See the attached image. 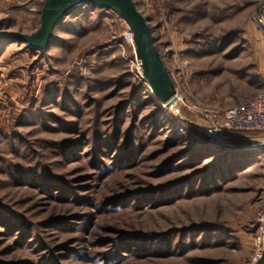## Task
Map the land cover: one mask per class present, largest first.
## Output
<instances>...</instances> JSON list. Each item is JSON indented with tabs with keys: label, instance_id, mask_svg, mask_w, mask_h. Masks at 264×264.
<instances>
[{
	"label": "rangeland",
	"instance_id": "374dc122",
	"mask_svg": "<svg viewBox=\"0 0 264 264\" xmlns=\"http://www.w3.org/2000/svg\"><path fill=\"white\" fill-rule=\"evenodd\" d=\"M46 1L0 0L2 29L36 33ZM132 1L179 92L173 110L154 96L129 26L110 10H75L46 51L0 40V264H264V132L240 145L231 131L214 134L196 109L231 108L263 88L255 19L264 0ZM185 125L205 127L209 144L227 152L247 146L250 164L224 170L208 193L153 206L136 199L160 196L197 168L181 160L160 170L188 138L200 139ZM129 142L139 148L133 165L116 171ZM94 146L104 174L92 167ZM34 177L77 193L62 197Z\"/></svg>",
	"mask_w": 264,
	"mask_h": 264
},
{
	"label": "trees",
	"instance_id": "16d2710c",
	"mask_svg": "<svg viewBox=\"0 0 264 264\" xmlns=\"http://www.w3.org/2000/svg\"><path fill=\"white\" fill-rule=\"evenodd\" d=\"M83 6H90V5H83ZM80 6V7H83ZM80 7L74 9L73 11L70 12L73 13L75 10L79 9ZM94 7V6H93ZM69 14V15H70ZM68 15V16H69ZM63 21V20H62ZM61 21V22H62ZM60 22V23H61ZM59 23V24H60ZM58 24V25H59ZM161 110V109H160ZM161 113L158 112L157 118H159L158 116H160ZM155 120V119H154ZM156 124V123H155ZM154 127V126H153ZM186 131H190V133L194 134V136L199 137L200 139L196 140V139H190L187 136V146L184 150H182L181 153H179L178 155L174 156L171 160L167 161L162 167H160V170H166V168H169L170 166H172L173 164L180 162L181 160H186V162H189L188 165L191 169H193L194 167H197L196 169H194L192 171V173L190 175L185 176L184 178L175 181L169 185H167V187L165 186L164 188H160L158 189V195H156L157 197H155V195H153L154 197H152L151 195V191L149 193H139L136 195H141L140 197H135L136 199H140L144 202H151V204L149 206H153V205H158L161 202L162 203H166L167 201H174L175 200V195H178V197L182 194L181 192H184L187 196L189 195H194L197 193H208L212 190V188H216L215 183L219 175H221L223 173V171L225 170H229L232 173H235L236 170L243 168L245 166H247L248 164H250L249 161H247L249 159V157H247V154L251 153V150H247V146H233L231 149H229L230 152H240L238 155L237 154H233L230 155L227 151H225L224 148L221 147H217L213 144H209V135L208 133L199 130V128L196 127H192L190 125H185ZM233 133L236 134V140L237 142L240 143V145H244L247 140L249 138H254L253 136L256 133H260V132H246V131H231ZM130 139V138H129ZM168 140V139H167ZM184 140H182L183 142ZM170 142V140H169ZM175 143V141H173ZM70 143L72 145H75L76 142H72L70 141ZM171 143V142H170ZM184 143V142H183ZM129 144V148L126 149V152L122 151L121 154L118 157V161L114 164L113 163V169H115L116 171H122V169H124L128 164L129 165H133V162L131 163L133 157H135V155H137V150L139 148H135L130 144ZM185 144V143H184ZM111 142L108 143V148H111ZM93 158H92V167L95 168L96 170L101 171L100 174H104L105 172H107L108 167L106 168L105 165L99 167V158H98V153L100 154L101 151L99 150V146H94L93 148ZM218 152V154H216L215 156H213V153ZM222 153H225V157L224 154L222 156ZM227 154V155H226ZM72 155V154H71ZM70 155V159H73L74 157H71ZM226 156H232L233 160L232 163L228 164L226 162ZM205 158H212L213 163L209 164V163H205L202 162L203 160H205ZM239 158V160H241L240 162H236L235 160ZM188 160V161H187ZM201 160V161H200ZM238 160V159H237ZM123 162V164H122ZM193 162H196L195 164ZM220 177V176H219ZM33 180H31V183H34L36 186L40 185V187H44V184L42 182H46L47 185L45 186L46 188H59L61 191V196L63 197V193L66 192V190H70L71 195H75L77 193V191L75 189H71L68 185H64L63 183H59L57 186H54L51 179H47V181H43V179L38 180L37 177L32 178ZM21 180H23L25 183H29L27 178L23 179L21 178ZM199 182V183H198ZM45 183V184H46ZM68 186V187H67ZM44 187V189H46ZM174 196V197H173ZM134 199V200H136ZM162 200V201H161ZM135 202H138V200H136ZM117 203V200H114L113 203H111V205ZM126 201H118V206H121L122 204H125ZM133 206V205H132ZM60 221V219H59ZM14 226V225H10ZM27 237V235L24 234V236H22L20 239L21 242H23L25 240V238ZM119 244H117L115 246V248L112 251V255L109 259L111 258H116L118 252H119ZM40 246V244H38V247ZM41 247V246H40ZM145 247H143L144 250ZM142 250V251H143Z\"/></svg>",
	"mask_w": 264,
	"mask_h": 264
},
{
	"label": "water",
	"instance_id": "95a60500",
	"mask_svg": "<svg viewBox=\"0 0 264 264\" xmlns=\"http://www.w3.org/2000/svg\"><path fill=\"white\" fill-rule=\"evenodd\" d=\"M83 5L110 10L127 23L133 34L136 56L141 62L143 77L163 107L173 110L177 103L175 84L156 47L151 28L132 0H47L41 13V28L36 33L32 35L9 33L2 29L0 22V40L17 41L28 44L32 50L46 51L51 46L58 24L71 11ZM194 126L206 130L205 127Z\"/></svg>",
	"mask_w": 264,
	"mask_h": 264
},
{
	"label": "built area",
	"instance_id": "2783aa9c",
	"mask_svg": "<svg viewBox=\"0 0 264 264\" xmlns=\"http://www.w3.org/2000/svg\"><path fill=\"white\" fill-rule=\"evenodd\" d=\"M255 21L263 27L264 36V16L260 15ZM176 99L180 100L178 90ZM196 109L214 134L222 131L264 132V86L255 96L231 108Z\"/></svg>",
	"mask_w": 264,
	"mask_h": 264
},
{
	"label": "bare ground",
	"instance_id": "6f19581e",
	"mask_svg": "<svg viewBox=\"0 0 264 264\" xmlns=\"http://www.w3.org/2000/svg\"><path fill=\"white\" fill-rule=\"evenodd\" d=\"M140 62V61H139ZM140 67H141V62H140ZM141 70H142V67H141Z\"/></svg>",
	"mask_w": 264,
	"mask_h": 264
}]
</instances>
